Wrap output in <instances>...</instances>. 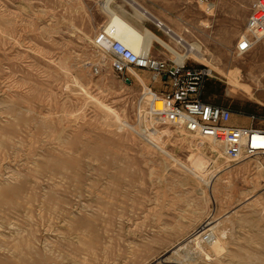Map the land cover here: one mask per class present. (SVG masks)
Instances as JSON below:
<instances>
[{
    "label": "rangeland",
    "instance_id": "1",
    "mask_svg": "<svg viewBox=\"0 0 264 264\" xmlns=\"http://www.w3.org/2000/svg\"><path fill=\"white\" fill-rule=\"evenodd\" d=\"M104 1L0 0V264H149L180 248L199 264H264V158L233 165L156 119L146 79L125 82L93 44L107 10H141ZM133 1L151 17L138 29L182 52L152 14L196 44L192 61L219 81L210 94L264 128V38L234 52L253 0L211 14L193 1ZM151 54L173 59L156 43ZM210 229L214 247L192 241Z\"/></svg>",
    "mask_w": 264,
    "mask_h": 264
},
{
    "label": "built area",
    "instance_id": "2",
    "mask_svg": "<svg viewBox=\"0 0 264 264\" xmlns=\"http://www.w3.org/2000/svg\"><path fill=\"white\" fill-rule=\"evenodd\" d=\"M214 9L222 0H186ZM247 33L237 41L234 52L243 57L264 38V0H253L250 6ZM105 29H101L94 39L96 48H107L111 55V70L125 82L133 73L144 71L150 81L158 85L160 92H152L153 104L150 113L164 124L180 129L193 137L206 139L218 145L223 157L235 165L248 159L264 158V128L254 126H231L233 112L229 108L205 103L201 100L206 81L211 71L191 59L180 62L173 59L154 57L151 51L136 54L119 40L114 39ZM262 38V39H263ZM191 62V63H190ZM162 103L161 110L154 109L155 102ZM251 120L257 117L250 116ZM215 238L211 231L194 232L192 241L209 245ZM149 264H180L164 259H155ZM190 264V263H183ZM193 264V263H192ZM199 264V263H197Z\"/></svg>",
    "mask_w": 264,
    "mask_h": 264
},
{
    "label": "bare ground",
    "instance_id": "3",
    "mask_svg": "<svg viewBox=\"0 0 264 264\" xmlns=\"http://www.w3.org/2000/svg\"><path fill=\"white\" fill-rule=\"evenodd\" d=\"M106 8H107V5L105 7V10H106ZM206 10L208 11L209 14H211L214 9L206 8ZM107 13H108V15H110V19L107 22V24L105 25V28H103V29H105L108 34H110V32L112 31V35L111 36L114 39L119 40L120 42H122L126 47L131 49L136 54H144V53H146L148 51H151L153 43H156L159 46H161L162 48H164L165 51H167L170 54H172L174 56V58L177 61H180V62L184 61L185 59H188L190 54H192V55H193V53H195L197 55L200 54L199 50H197V48L195 46L196 44L184 43V41L180 37H178L176 34H174L172 31L167 29L166 26H164L163 24H161L158 21H156V26L159 29L162 28L163 30H165L167 35H170L173 38H175L178 44H183L182 45V48H183L182 52L177 53L167 43H165L162 40H160L154 34L150 33L149 31H147L145 29L144 30L138 29V28H140V26L138 27V25L131 24L130 22H128L125 18H123L117 12L116 13L114 11H109L108 12V10H107ZM135 13H136V11H135ZM139 13H140V18L139 17H136L135 19L132 18V20L135 23H140V21H138V19H141V17L142 18L144 17L143 20L144 19L148 20V19L151 18L143 10L141 12H139ZM262 38L263 37L259 38V42H261ZM173 42H174V40H173ZM179 54H182V56L179 55ZM133 75H134V73H133ZM134 78L139 83V81H138V79L136 78L135 75H134ZM216 146L218 147V145H216ZM196 171L197 170H194V173ZM209 180H211V179H209ZM210 231L215 235V238H214V240L212 242L209 243V245H207V247L210 246L212 248V247H214L217 244L218 238H217V235H216V233H215V231L213 229H210ZM180 250H181V248L178 251H180ZM177 252L173 253L174 256L171 254V255H169V257L164 258L167 255V253H165L163 256L160 257V259L164 258V260L172 261V262L180 263V264H183V263L197 264L196 262H194V259L197 257L194 254H191V257H187L186 253H185V255L179 256V255H177Z\"/></svg>",
    "mask_w": 264,
    "mask_h": 264
},
{
    "label": "crops",
    "instance_id": "4",
    "mask_svg": "<svg viewBox=\"0 0 264 264\" xmlns=\"http://www.w3.org/2000/svg\"><path fill=\"white\" fill-rule=\"evenodd\" d=\"M112 0H105L104 1V3H103V5L104 4H106V3H108V5L110 4V2H111ZM128 2H130L131 4H133V6L135 7V8H138V9H141V11L143 10V11H145V12H148L147 10H145V9H143L140 5H138L135 1H133V0H128ZM102 5V6H103ZM103 8V10H104V7H102ZM115 12V11H114ZM116 13V12H115ZM149 13V12H148ZM107 14V13H106ZM134 14H135V11H134ZM150 14V13H149ZM108 15V14H107ZM121 15V14H120ZM123 18H125L123 15H121ZM151 16L154 18V22H156V21H158V22H161L159 19H157L155 16H153L152 14H151ZM109 19H110V15H108V21H109ZM128 22H130L131 24H134V25H138V23H135L133 20H132V18L131 19H127V18H125ZM133 22H132V21ZM107 21V22H108ZM107 22H106V24H107ZM105 24V25H106ZM105 26H103V28H104ZM102 28V29H103ZM168 28V27H167ZM165 50V49H164ZM193 55H195L196 57H199V55L200 54H195V53H193ZM188 59H191L192 60V56H189V58ZM141 79H143L142 77H144L145 79H146V81L148 80L149 81V83H147L144 79H143V81L145 82V85L147 86H150L155 92H157V93H159L160 92V89H159V87H158V85H156V84H154V83H152L151 81H150V79H148V77L150 78V76H149V74L148 73H146V72H144V71H140V72H138V73H136ZM142 76V77H141ZM148 76V77H147ZM217 82H219V81H212V80H210V79H208L207 81H206V83H205V85H204V88H203V91H202V95H201V100L203 101V102H205V103H208V104H212V105H217V106H221V107H225V108H229V107H227L226 105H225V103H223V102H221V101H219L218 99H217V97H215L214 95H211L210 94V91H215V89L214 88H217L218 87V83ZM147 86V87H148ZM244 115H245V113L243 112V111H240V112H238L237 113V115L234 117H232V119H231V122H230V125L231 126H241V127H251V126H253L251 123H250V121H248V119H244V118H246V117H244Z\"/></svg>",
    "mask_w": 264,
    "mask_h": 264
}]
</instances>
